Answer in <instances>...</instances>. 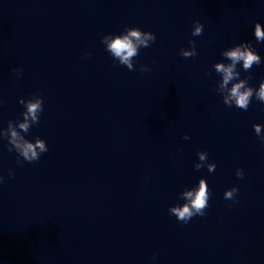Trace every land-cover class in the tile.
I'll return each instance as SVG.
<instances>
[{
  "label": "water",
  "instance_id": "1",
  "mask_svg": "<svg viewBox=\"0 0 264 264\" xmlns=\"http://www.w3.org/2000/svg\"><path fill=\"white\" fill-rule=\"evenodd\" d=\"M257 21L262 0H0V130L39 93L28 136L49 149L17 163L0 137V264H264V103L225 105L214 67L244 40L264 57ZM134 26L156 40L130 71L101 38ZM189 40L195 57L180 55ZM238 70L264 80V63ZM201 150L214 171L195 168ZM202 177L205 215L178 221L169 207Z\"/></svg>",
  "mask_w": 264,
  "mask_h": 264
},
{
  "label": "clouds",
  "instance_id": "2",
  "mask_svg": "<svg viewBox=\"0 0 264 264\" xmlns=\"http://www.w3.org/2000/svg\"><path fill=\"white\" fill-rule=\"evenodd\" d=\"M264 2V0H262ZM204 24L200 20L193 22L191 30L192 37L200 36L203 33ZM254 36L257 43H264V23L257 21L254 26ZM156 40V34L150 30H143L138 26L126 27L117 33H106L101 38V43L106 51L113 58L114 62L125 65L130 71L135 70L134 58L138 56L141 48H147ZM191 47H182L180 55L183 57H195L198 54L195 40H189ZM89 53H85L87 57ZM222 55L226 61H220L215 64V71L219 73L222 79L219 82L218 90L222 94L223 103L229 107L247 110L248 106L255 96V99L264 103V80L259 82L258 87L249 83V78H241L243 69L247 72L254 64L264 63V57H261L255 46L247 40L236 43L225 49ZM17 78L22 76V68L13 70ZM141 72L151 71L149 64H143L140 67ZM2 102V101H0ZM20 104L24 106L22 119L10 121L7 128L0 130V137L7 139L8 150L17 154V163L27 161L29 163L38 161L43 153L48 149L47 141L36 136L29 138L28 133L32 125L40 122L41 114L44 111V97L39 93H33L29 98L21 97ZM256 135L261 144H264V124L256 123L253 125ZM184 139H189L186 133ZM199 162L195 164L197 170L206 166L209 172L216 168L214 161L208 160V153L205 150L198 152ZM16 175L14 169H8V176L14 178ZM237 177L243 178L245 173L242 168L236 169ZM5 181V176L0 173V185ZM239 187L234 185L224 192L225 200L236 201V194ZM211 192L206 177H202L199 182L183 191L179 199L183 202L173 204L169 207V214L174 215L178 221L187 224L194 216H204L205 209L208 207ZM229 207H232L230 204ZM157 259V254H153L152 260Z\"/></svg>",
  "mask_w": 264,
  "mask_h": 264
}]
</instances>
